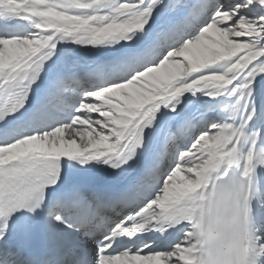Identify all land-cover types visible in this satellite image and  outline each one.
Segmentation results:
<instances>
[{"label": "snow or ice", "instance_id": "obj_1", "mask_svg": "<svg viewBox=\"0 0 264 264\" xmlns=\"http://www.w3.org/2000/svg\"><path fill=\"white\" fill-rule=\"evenodd\" d=\"M0 264H264V0H0Z\"/></svg>", "mask_w": 264, "mask_h": 264}]
</instances>
